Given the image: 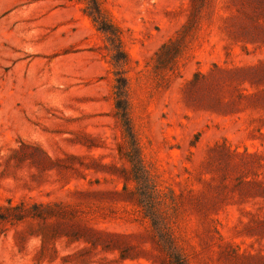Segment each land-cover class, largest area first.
<instances>
[{
  "label": "rangeland",
  "instance_id": "374dc122",
  "mask_svg": "<svg viewBox=\"0 0 264 264\" xmlns=\"http://www.w3.org/2000/svg\"><path fill=\"white\" fill-rule=\"evenodd\" d=\"M0 264H264V0H0Z\"/></svg>",
  "mask_w": 264,
  "mask_h": 264
}]
</instances>
